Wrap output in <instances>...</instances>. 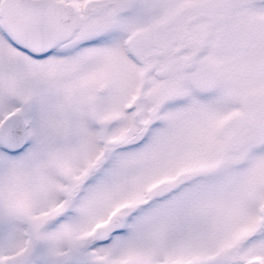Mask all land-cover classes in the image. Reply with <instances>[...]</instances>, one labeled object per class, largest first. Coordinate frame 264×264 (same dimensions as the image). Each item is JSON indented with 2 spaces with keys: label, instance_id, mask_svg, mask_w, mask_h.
I'll list each match as a JSON object with an SVG mask.
<instances>
[{
  "label": "snow or ice",
  "instance_id": "snow-or-ice-1",
  "mask_svg": "<svg viewBox=\"0 0 264 264\" xmlns=\"http://www.w3.org/2000/svg\"><path fill=\"white\" fill-rule=\"evenodd\" d=\"M0 264H264V0H0Z\"/></svg>",
  "mask_w": 264,
  "mask_h": 264
}]
</instances>
